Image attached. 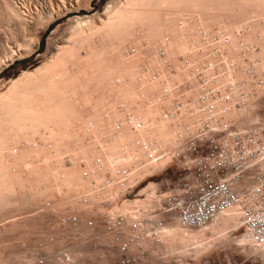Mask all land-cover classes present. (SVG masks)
Masks as SVG:
<instances>
[{"label":"bare ground","instance_id":"obj_1","mask_svg":"<svg viewBox=\"0 0 264 264\" xmlns=\"http://www.w3.org/2000/svg\"><path fill=\"white\" fill-rule=\"evenodd\" d=\"M27 2L0 0V64L63 11ZM96 17H76L47 59L0 92V194L15 180H52L115 197L162 167L165 149L202 121H239L264 94V0H112ZM201 92L213 95L210 111ZM148 205L126 200L119 212ZM226 208L199 232L163 226L156 245L169 238L177 252L201 251L241 223L239 208ZM240 242L264 250L248 230Z\"/></svg>","mask_w":264,"mask_h":264},{"label":"built area","instance_id":"obj_2","mask_svg":"<svg viewBox=\"0 0 264 264\" xmlns=\"http://www.w3.org/2000/svg\"><path fill=\"white\" fill-rule=\"evenodd\" d=\"M213 95L198 94V103L210 111ZM254 117L210 126L202 121L168 147L170 156L183 163L175 180H169L167 196L152 210L133 214L111 213L109 202L89 203L90 212L80 220V211L56 215L58 225L79 251H68L63 239L56 249L42 246L41 235L21 253L19 264H142L150 246L159 247V230L175 221L198 227L228 206L239 208L242 225L256 240L264 238V94ZM190 164H186V163ZM129 185L126 186L127 189ZM79 198L85 203L86 197ZM92 205H102L94 210ZM102 220V227H95ZM69 237V238H70ZM48 241L54 237L48 235Z\"/></svg>","mask_w":264,"mask_h":264},{"label":"rangeland","instance_id":"obj_3","mask_svg":"<svg viewBox=\"0 0 264 264\" xmlns=\"http://www.w3.org/2000/svg\"><path fill=\"white\" fill-rule=\"evenodd\" d=\"M109 1L112 0H51L55 9L60 8L63 11L55 18H46L41 24H38L34 32V35L37 36L31 34L33 38H37V43L28 40L29 46L19 51L13 46L16 53L14 52L12 55L9 51L11 57L2 58L4 63L0 64V92L5 91L11 80L19 76L23 70H33L47 59L54 51L55 45L59 44V41L70 31V27L75 25L76 17L91 15L95 19ZM27 4L29 7L33 6V2H29V0ZM30 11L32 12L31 8ZM261 102L259 99L252 110L240 120L254 117L259 112L258 108ZM168 152L169 150L165 149L164 154L168 159L162 167L155 168L156 170L154 169L151 175L144 176L132 185L129 184L127 189L123 192L120 191L117 196L112 198L93 197L81 192L79 186L59 187L52 180L31 182L28 185L19 180L12 181L9 190L0 194V264H19L18 259L21 253L33 246L39 235L42 238V246L49 251L55 250L61 240L68 239L66 242L68 251L72 254L77 253L79 245L72 237L68 236L70 228L64 230L57 226L56 215L61 212L81 210L79 216L80 220H83L86 214L92 211H89L90 205H87L89 203L109 202L111 203L109 207L112 208L110 212L113 213L119 212L123 201L136 199H144L150 204L146 209L140 210L155 209L157 203H161V200L167 196L165 192L167 182L175 180L178 172L182 171L181 160L175 155L171 157ZM158 193L159 196L156 198L155 195ZM80 195L86 197L85 203L79 198ZM92 206H94V210H102V205ZM227 210L228 208L217 214L204 230L213 233L217 228L213 225L214 222L225 217ZM167 225H171L169 228L172 229H182L175 221ZM95 227H102V220H95ZM183 229L190 232L202 230L197 227ZM246 232L247 230L240 223L236 229L226 233L225 237L217 238L216 242L214 240L212 245L207 246L208 248L205 247L206 249L196 253L193 250L177 252L175 246L178 245L172 239L166 238L163 239L164 241L162 240V245L159 247L147 245L149 253L142 264H264V250H257L254 246L251 247V245L240 242L241 236ZM49 234L54 237L53 241L45 239Z\"/></svg>","mask_w":264,"mask_h":264}]
</instances>
